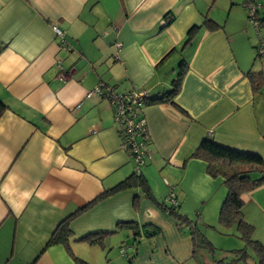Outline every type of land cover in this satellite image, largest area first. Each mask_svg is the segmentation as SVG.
<instances>
[{
    "label": "crops",
    "instance_id": "0c3cea01",
    "mask_svg": "<svg viewBox=\"0 0 264 264\" xmlns=\"http://www.w3.org/2000/svg\"><path fill=\"white\" fill-rule=\"evenodd\" d=\"M219 1L0 0V99L7 106L0 115V264H76L63 245H49L53 233L135 171L109 102L86 94L102 85L156 97L171 89L182 60L189 69L176 106L145 109L152 159L141 171L158 202L173 190L184 213L200 215L209 228L219 225L224 179L211 177L192 154L210 136L264 160V88L254 92L247 76L264 75V60L255 56L259 36L245 0ZM258 2L263 18L264 0ZM207 18L221 28L208 30ZM195 25L201 29L187 46ZM260 191L243 200L264 218ZM126 222L160 233L136 244L133 231L115 233ZM70 228L76 238L113 233L106 250L125 247L122 264L193 261L190 231L141 189L98 202ZM71 247L90 264L105 250L83 242ZM111 256L121 263L116 250Z\"/></svg>",
    "mask_w": 264,
    "mask_h": 264
},
{
    "label": "trees",
    "instance_id": "16d2710c",
    "mask_svg": "<svg viewBox=\"0 0 264 264\" xmlns=\"http://www.w3.org/2000/svg\"><path fill=\"white\" fill-rule=\"evenodd\" d=\"M258 1L259 0H245V3L253 2L257 4L259 3ZM258 11L255 18L259 24L258 33L260 34V31L264 30V17H258ZM173 20V18L169 19L167 25L172 23ZM204 25L210 31L221 28L218 23L210 20L209 18L205 20ZM200 29V26L195 25L189 30L186 41L187 46L193 43L195 36ZM260 36L262 35L260 34ZM262 38L264 40L263 36ZM258 48L259 43L255 45V51L257 53ZM188 69L189 64L185 60H182L179 64L178 75L173 80L172 87L169 91L164 92L156 97H152L148 92L145 91L146 98L144 99V102L146 107L159 104H171L173 106H176L175 99L181 91L182 82ZM247 76L251 82V86L254 92H260L264 88V75L262 74V72L257 73L250 71ZM111 88L116 92H119L117 91L116 87ZM6 109L7 106L0 99V115ZM180 111L185 113L182 109H180ZM118 132L121 133L119 128ZM120 139L122 142V135H120ZM145 143L149 147V140H146ZM129 148L130 147L126 144L125 150L131 157ZM191 158L201 159L205 161L208 164V174L211 177H222L224 179V185L227 189V195L221 206L218 221L219 225L224 228H231L235 226L237 228L240 239L245 243L244 248L234 251L237 261L243 260L244 262H247L249 258V250H251L256 257V264H264V243L254 239L253 237L254 226L245 220V202L243 200V195L245 193L255 191L256 189L264 186L263 158L257 154L240 152L221 146L210 136L206 137L201 142L198 149L192 154ZM131 189H141L146 197L155 202L164 214L176 219L181 229L187 228L190 231V236L193 244L192 259L195 260L197 264H205L201 259L202 252L206 249L214 251L213 244L205 235V228L209 227L203 223L200 215L197 217V219H192L190 216H188V214L184 213L181 202H179L178 197L175 193L174 195L177 200V204H174L173 201L169 198H167L165 202H158L153 196L148 179L141 170L139 172L135 170L134 173L127 177L125 180L106 190L94 201L87 204L85 207L79 209L77 212L63 220L53 233L51 240L49 241V245L61 244L65 247L67 253L74 259L76 264H90L85 260H82L75 256L71 247V243L83 242L90 245H99L102 249H106L105 240L113 233L98 232L86 235L81 238H76L70 228L72 221L86 212L88 209L96 205L98 202ZM137 207L138 206L136 205V208ZM123 229L131 230L134 232L136 244L140 241L141 238L151 240L160 233V230L158 228L139 227L137 223L134 222L118 224L115 233Z\"/></svg>",
    "mask_w": 264,
    "mask_h": 264
},
{
    "label": "built area",
    "instance_id": "2783aa9c",
    "mask_svg": "<svg viewBox=\"0 0 264 264\" xmlns=\"http://www.w3.org/2000/svg\"><path fill=\"white\" fill-rule=\"evenodd\" d=\"M245 6L249 12V20L255 26L258 33L259 24L256 21L257 11L260 8L258 4L253 2L245 3ZM57 37L61 40V45L65 44L64 32L59 28H54ZM259 36V48L258 54L264 56V40L262 36ZM118 48L122 47V44H117ZM94 94L105 98L114 113V120L117 127L121 131L120 135L123 136L122 147L126 149V144L130 147L131 158L135 163V170L139 172L141 167L146 164L147 160L152 159L149 147L145 141L149 140L147 122L145 117L146 105L144 99L146 98V92L143 90H133L131 92H116L111 87L100 85L95 90L86 94L87 98L92 97ZM79 108V106H77ZM174 204H177L173 190L170 191L169 197ZM126 249L122 247L120 249V255H126Z\"/></svg>",
    "mask_w": 264,
    "mask_h": 264
},
{
    "label": "rangeland",
    "instance_id": "374dc122",
    "mask_svg": "<svg viewBox=\"0 0 264 264\" xmlns=\"http://www.w3.org/2000/svg\"><path fill=\"white\" fill-rule=\"evenodd\" d=\"M220 4L226 5L225 2L223 3V0L219 1L218 5ZM220 14H224L227 16V12L224 13L222 11L220 12ZM260 34L264 37V30L260 31ZM255 56H257L259 59L264 60V56L261 57L256 51ZM258 189H260L261 191L256 195V198L258 199V201H260V203H262L264 207V186ZM256 206L257 205L255 204H245L244 216L245 220L254 226V239L264 243V218L262 217L263 213L262 210H258ZM205 235L214 247V251L206 249L202 252L201 259L205 264H256V257L251 250H249V258L247 262H244L243 260L237 261L234 251L244 248L245 243L240 239L237 228L235 226L231 228H224L218 225L215 228H205ZM115 250L116 256H118V258H122L121 263L116 261H112V263L109 261V258L112 257V252ZM101 252H103V255L101 254ZM101 252L99 256H96L95 264H122L123 261L124 263L127 262V259L125 257H120V249L118 248V246L112 249L109 253L106 249ZM107 256H109L108 259ZM189 264L197 263L195 260H193Z\"/></svg>",
    "mask_w": 264,
    "mask_h": 264
},
{
    "label": "water",
    "instance_id": "95a60500",
    "mask_svg": "<svg viewBox=\"0 0 264 264\" xmlns=\"http://www.w3.org/2000/svg\"><path fill=\"white\" fill-rule=\"evenodd\" d=\"M259 6H261V4L260 3H257Z\"/></svg>",
    "mask_w": 264,
    "mask_h": 264
}]
</instances>
